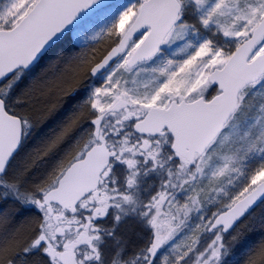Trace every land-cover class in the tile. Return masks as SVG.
<instances>
[{
  "label": "snow or ice",
  "instance_id": "6c2138e0",
  "mask_svg": "<svg viewBox=\"0 0 264 264\" xmlns=\"http://www.w3.org/2000/svg\"><path fill=\"white\" fill-rule=\"evenodd\" d=\"M0 264H264V0H0Z\"/></svg>",
  "mask_w": 264,
  "mask_h": 264
}]
</instances>
